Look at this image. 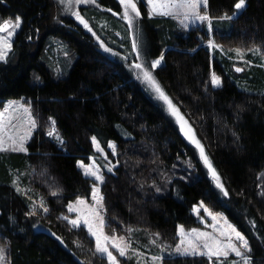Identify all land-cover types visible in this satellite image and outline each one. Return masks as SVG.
Segmentation results:
<instances>
[{"label":"trees","instance_id":"1","mask_svg":"<svg viewBox=\"0 0 264 264\" xmlns=\"http://www.w3.org/2000/svg\"><path fill=\"white\" fill-rule=\"evenodd\" d=\"M99 2L119 11L118 0ZM234 3L209 0L210 37L225 48L256 46L264 54V0H246L240 10ZM138 7L145 61L163 53L153 75L189 122L229 195L212 183L194 146L120 55L99 48L92 32L59 13L52 0H0V22L22 18L8 60L0 62V105L7 97H23L37 122L27 152L0 150L5 264H107L105 257L92 255L94 240L86 228H73L61 216L69 200L91 193L93 181L76 162L96 158L92 136L115 165L99 185L107 233L142 227L174 244L177 224H197L192 208L202 200L212 211L223 210L246 236L252 264H264V92L236 84L228 65L202 44L209 36L205 24L183 28L172 16H149L146 6ZM225 15L232 18L219 19ZM49 36L67 44L72 64L65 75L49 70L41 58ZM123 43L129 48V40ZM212 72L221 86L211 85ZM48 117L56 121L62 146L46 135ZM14 179L41 196L49 211L37 207L35 215H27L30 197L16 191ZM57 188L62 191L53 196ZM162 264L212 262L174 255L163 257Z\"/></svg>","mask_w":264,"mask_h":264},{"label":"snow or ice","instance_id":"2","mask_svg":"<svg viewBox=\"0 0 264 264\" xmlns=\"http://www.w3.org/2000/svg\"><path fill=\"white\" fill-rule=\"evenodd\" d=\"M208 2L209 0H119L120 6L123 8L122 13H114L115 15H122V18L127 21V27L129 30L135 28L134 19L141 17V10L138 4L146 6L149 11L148 15L153 14L159 15H174L179 18L180 24L183 28H188L190 25H195L198 22L201 24H207V34L211 36L213 32L212 27V17L208 13ZM59 3L64 6V11L69 12L75 19L83 25L85 29L92 32V35L96 37L98 41V46L103 49V51L110 53L112 55H119L113 48L109 47L103 40L96 36L89 23L81 15L79 11L74 10L75 5L80 4H95L96 0H59ZM246 0H235L234 9L240 10L245 7ZM108 11H112L108 9ZM230 16H223L219 19H231ZM22 23L21 17L16 16L13 21L11 18L5 19L0 22V62H7L8 57L12 50V36L15 34L16 29L20 27ZM138 29L133 32V39L131 42V49L136 54V60L140 61L143 55L142 49L140 47V38L136 34ZM213 39L207 40V48L211 51L214 48H220ZM237 55L241 59L244 57V53L241 49L235 50ZM250 52H259V48L248 49ZM67 55V53H65ZM126 60L127 57H124ZM163 53L158 58L152 59L150 62H132L129 67L137 70V78L142 79L146 84L150 85L152 90L156 93L157 98L163 101L167 105L169 113L175 117L176 122L180 126V131L184 136L193 144L197 149H199V155L203 163L207 166L208 172L212 179L216 182V187L220 189L225 197L229 195L228 191L224 188V185L220 182L219 174L216 172L215 168L212 166L208 156L205 153L204 147L200 141L196 138L193 129L191 128L188 121L181 114L179 108L173 103L171 98L165 93L161 88L160 84L157 82L153 76V69H156L163 61ZM245 64L250 65L251 61H244ZM264 66V65H262ZM235 67V66H234ZM244 69L241 67H235L236 72H242ZM39 79V77H37ZM222 84V79L215 72L211 73V85L213 87H219ZM12 111L13 115L8 117V125L12 124V121L16 119L15 113L17 111H22L28 117L27 123L29 125V130L24 135L13 137L9 136L8 141L10 142L12 151L27 152V148L24 146L25 140L31 136L32 129L37 128L36 120L31 116L30 107H26L23 104L17 105L15 101L10 102L4 111L0 112V150L5 149V138L4 131L5 125V114ZM50 128L46 132V135L53 138L58 145H63L64 140L59 135L56 128V121L49 117ZM92 146L95 148L97 153H100L105 160L108 159V155L104 152V148L101 147L100 141L96 136L91 137ZM107 147L112 150V155H116V144L112 141L107 143ZM78 166L84 171L86 177H94L95 181L103 182L104 176L101 174V165H99L95 159L92 160L91 164H84L83 161H78ZM118 163V162H117ZM103 167H107L109 172L113 171L115 165H112L111 161ZM13 185L16 186L17 192H22L23 190L18 186V180L14 179L12 181ZM156 192H160L161 189L156 187ZM62 189H55L52 191V195L56 196L58 192ZM264 194V193H262ZM91 197L94 201L93 204H87L84 198L77 197L75 202H70L67 205L68 212H76L78 215L75 218H69L68 216H63L64 220L73 228H80L81 224L86 227L87 233L95 240V250L92 252L93 256L99 255L100 257H105L107 264H120V260L117 256L113 254L111 249H115L120 257H125L129 254L131 242L126 240L125 237H117L115 235H108L104 232L105 220L102 215L103 208V196L100 194V189L96 183H93L91 188ZM86 206V207H84ZM31 211L27 213L29 216L36 214L37 207L47 213L49 208L45 206L43 199H41L39 206L33 201L31 204ZM201 209L206 213L207 217H211L213 223L207 225L213 229L212 232L202 231L199 228H192L185 231L183 226H179L178 231L181 237L180 243L176 246V252L181 255H191V256H204L207 257L208 261L212 264H252L253 257L250 255L252 253V248L249 244V240L246 236L237 229V227L231 223H228L221 214L214 213L211 209L206 207L201 201L198 206H193L192 211L197 215L200 221L205 222V216L201 215ZM224 219L223 226L220 225L219 219ZM255 226V222H252ZM131 231V229H129ZM55 235V234H53ZM159 236V234H155ZM60 240V237H57ZM63 244V241L61 240ZM150 243L155 244L156 241L153 239ZM79 247V245H78ZM131 252L140 256V253L136 249H131ZM230 254H234L236 259L229 261ZM213 258L215 260L213 261ZM161 257L153 256L151 258L153 264L159 261ZM4 260V248L0 247V261ZM80 264H85L81 261ZM87 264H92L91 260L87 261ZM146 264V262H145Z\"/></svg>","mask_w":264,"mask_h":264},{"label":"rangeland","instance_id":"3","mask_svg":"<svg viewBox=\"0 0 264 264\" xmlns=\"http://www.w3.org/2000/svg\"><path fill=\"white\" fill-rule=\"evenodd\" d=\"M52 2L55 4V7L58 9L59 13H61V14L65 13L67 15L72 16L69 12L64 11V6L59 3V0H52ZM118 2H119V0H118ZM145 3H146V0H145ZM81 7H86V8H81ZM108 9H110V8L102 6V3H100L99 0H96L95 4L88 3V4H80V5L74 6V10L79 11L81 13V15L85 18V20L88 21L89 26L92 28L93 32L96 33V36H99V38L101 40H103L109 47L113 48L116 53H119L121 59L122 58L124 59V57H127V59L126 60L124 59V60L128 65H130L132 62H141V63L146 62L145 61L146 56H145V50H144L143 44L140 45L142 52H143V55H142V58L140 61L136 60V54L131 49L133 32L136 31L137 29H138V32H136V34L139 36L140 42L143 43V39L140 35L141 29H140L139 25L137 24V18L134 19L135 28L133 30H129L127 27V21H125L122 18V15H115L114 14V13H122L123 8L120 6L119 11H115V10L111 9L112 10L111 12L108 11ZM90 10H94L93 14H89ZM148 11H149V9L147 8V12ZM86 15H88V17H85ZM153 15H158V14H153ZM166 16L174 17V19L177 21V23L179 25H181L178 17H176L174 15H166ZM7 19H9V18H7ZM11 19L14 21L15 17H13ZM21 20H22V18H21ZM216 23H218V24L215 25V27L217 29H219L218 28L219 22H216ZM198 24H199V22L195 25H198ZM204 24H205V27L207 29V24L206 23H204ZM212 27H213V25H212ZM19 29H20V27L18 29H16L15 34L18 32ZM124 33H127V35H124ZM15 34L12 36L11 40L13 39ZM111 35H113L114 37H112ZM124 39L129 40V42H130L129 48H127L124 45V43H123ZM208 39H212V38L210 36H207V38H202V44L207 46V40ZM95 40H96V37H95ZM96 42L98 44L97 40H96ZM215 43L217 45H220L221 47L212 49L211 51H212L213 55L216 58L224 61L228 65V67L230 68V70L232 71V73L235 76L234 81L236 82V84L239 87L244 88L246 90L264 92V66H262V65H264V54L260 53V51L259 52L248 51V49H256L257 48L256 46H251L248 48H238V47L225 48L220 43H217V42H215ZM236 49L242 50V52L244 53L243 59H241L240 56L237 55V53L235 51ZM65 53H67V55ZM41 58L49 70H51L55 74L57 73L59 75H65L67 73L68 68L72 64V57L69 53L67 44L64 41V39H62L59 36L47 37V43L43 49V52L41 54ZM244 61H251L252 63L250 65H247V64H245ZM234 66L235 67H241L244 70L242 72H236ZM130 69L132 70L133 74L137 77V70H134L132 68H130ZM257 77L259 78V81L257 80ZM139 80L141 82H143L148 87V89L150 91H152L154 96L157 98V95L152 90L151 86L146 84L142 79H139ZM158 100L162 104L166 113L173 119V121L177 125L178 129L180 130V126L176 122L175 117H173L169 113V111L167 109V105H165L163 103V101H161L160 99H158ZM13 101H15L17 105L23 104L26 107H30L29 102L27 100H25L23 97H7V98H5V100L0 105V112L4 111L5 107H7L9 105V103L13 102ZM30 111H31V116L35 119V116L33 114L31 107H30ZM12 115H13V113L11 110L5 114L6 128H5V131L3 133L4 138H5V149H11L10 142L8 141L9 136L18 137V136L24 135L29 130V125L27 123L28 117L22 111H17L15 113L17 118L12 121L11 125H8V117L12 116ZM49 128H50V121H49V117H48L47 121H46L47 131L49 130ZM33 130L34 129H32L31 134H32ZM181 134L184 136V134L182 132H181ZM59 135L61 136L60 133H59ZM30 137L27 140H25L24 146H25L26 142L30 139ZM184 138L190 144H192L185 136H184ZM62 139H63V137H62ZM193 146L197 151V155H198V158H199L201 164L206 169L207 176L211 179L212 183L216 186V182L212 179L211 175L209 174L207 166L203 163L202 159L200 158L199 149H197L195 147V145H193ZM110 151L112 153L111 149H110ZM96 158L95 157H89L88 162H84L82 159L79 158L77 160V162L83 161L84 164L87 165V164H91L92 160L95 159L96 162L99 165H101V169H100L101 174L103 176H105V172L108 171V169H107V167H103V166L108 164L109 161H111L112 165H114V161L112 160L111 157H108V159L105 160L100 153L97 154ZM77 162H76V164L78 166ZM79 168L81 169V171L84 175L83 169L81 167H79ZM90 178L93 181L92 185H93V183H96L99 187L101 182L95 181L94 177H90ZM220 182H221V180H220ZM20 185H21L20 188L23 191H26L25 193L29 195L30 205L33 203V201H35L37 206H39L40 201L42 199L41 196H39L36 192L31 193V190H32L31 188H29L25 185L22 186V184H20ZM77 197L84 198L87 201V204H93L94 203V201L92 200V197H91V193L88 197L80 196V195ZM77 197H75L72 200H69L66 203L65 212L61 214L62 217L68 216L69 218H75L78 215V213H76V212L70 213L67 210L68 203L75 202ZM201 201L202 200H200L199 203L195 204L194 206H198ZM84 207H86V206H84ZM213 212L221 214V216L224 219H226L228 223L235 225L233 223V221L226 215V213L223 210H216ZM102 215L104 216V220L106 222L107 220H106V215H105V211H104V206L102 208ZM201 215L205 216V218H206L205 222H203V223L197 217V224H193L191 226H184L183 224H177V226H176V241L174 244H169L166 241L162 240L160 235L156 236L155 234H157V232H151V231H148L142 227L141 228H134V227L127 226V227H125V230L123 232H119V233H117V232L107 233L104 229V232L108 235H115L117 237H125L126 240L131 242L129 254L125 257H120L115 249L110 248V250L113 251V254L117 256V259L120 260V264H145V262H146V264H153V262L151 260V258L153 256L161 257V259L159 261L155 262V264H162V258L163 257L181 255V254L177 253L175 250L176 246L180 243L181 239H184V237H181L179 235V231H178L179 226H183L186 232H188V230H190L192 228H199L202 231H209V232L213 231V229L211 227L207 226V225L213 223L211 220V217H207L206 213L203 212V209H201ZM224 219H219V223L221 226H223V224H224ZM81 225H83V224H81ZM129 229H131V231H129ZM153 239L156 241L155 244L150 243V241H152ZM93 240H94V238H93ZM0 247L4 248L3 244L0 243ZM94 247H95V240H94ZM131 249H136L140 253V256L138 257L137 255L132 253ZM233 259H236L234 257V254H230L229 261H231ZM5 261H6V259H5V249H4V260L0 261V264H5Z\"/></svg>","mask_w":264,"mask_h":264},{"label":"crops","instance_id":"4","mask_svg":"<svg viewBox=\"0 0 264 264\" xmlns=\"http://www.w3.org/2000/svg\"><path fill=\"white\" fill-rule=\"evenodd\" d=\"M159 15V14H158ZM164 16H166V15H164Z\"/></svg>","mask_w":264,"mask_h":264}]
</instances>
